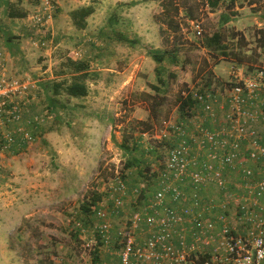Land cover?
I'll list each match as a JSON object with an SVG mask.
<instances>
[{"label":"rangeland","instance_id":"374dc122","mask_svg":"<svg viewBox=\"0 0 264 264\" xmlns=\"http://www.w3.org/2000/svg\"><path fill=\"white\" fill-rule=\"evenodd\" d=\"M49 1L53 15L43 25L27 17L43 8V0H13L15 8L26 16L0 20L6 33L0 32V75H13L31 84L30 102L20 105L19 122L0 124V136L18 125L31 136L23 145L16 143L0 154V264L114 263L118 260L117 233L135 210L142 209L143 202L135 203L127 192L122 207L112 211L109 187L117 176L128 189L147 185L150 176H144L158 167L175 139L162 136L164 122L212 127L223 119L220 98L213 121L197 109L181 117L177 97L183 90L205 85L222 93L232 66L243 72L264 67V38L259 30L264 27V0H218L214 8L190 0L192 7L199 2L200 34L184 11L177 16V33L166 25L160 30L159 0H136L135 5H128L134 0ZM88 5L94 11L85 28L78 29L69 12ZM221 14L230 20L221 23ZM216 30L223 33L228 52L240 51L238 58L202 47L204 34ZM236 31L244 40L232 37ZM119 32L135 40L134 44L120 41ZM5 35L11 36L12 56L4 48ZM148 48L176 50V63L165 60L160 65V76L168 77L166 89L157 80V64ZM66 57L88 60L92 72L87 80L88 94L82 98L60 94L56 107L50 109L42 84L68 76L61 65ZM158 100L161 104L155 105ZM139 120L150 123L152 130L140 134ZM126 136L128 146L140 138L141 159L149 160V170L144 163L140 167L126 165L131 155L139 157V151L131 154L120 147ZM157 136L164 139L159 150L155 147ZM151 149L155 153H150ZM96 193L95 204L88 212L82 211L81 205ZM99 200L110 209L112 237L107 245L95 231L92 210ZM137 237H145L143 225Z\"/></svg>","mask_w":264,"mask_h":264},{"label":"built area","instance_id":"2783aa9c","mask_svg":"<svg viewBox=\"0 0 264 264\" xmlns=\"http://www.w3.org/2000/svg\"><path fill=\"white\" fill-rule=\"evenodd\" d=\"M43 5L29 15L39 25L53 15L51 2ZM199 21H191L197 34ZM226 84L222 93L208 87L181 92L190 96L192 110L213 121L220 98L222 120L212 127L164 122L162 136L175 139L149 184L128 189L117 176L109 187L112 211L122 207L127 192L143 206L117 233V262L105 264H264V67L243 72L232 66ZM29 87L28 80L0 75V124L19 122ZM29 140L18 125L0 136V154ZM163 141L156 137L158 150ZM109 211L102 200L93 207L96 236L104 245L112 237ZM141 225L145 237L139 239Z\"/></svg>","mask_w":264,"mask_h":264},{"label":"trees","instance_id":"16d2710c","mask_svg":"<svg viewBox=\"0 0 264 264\" xmlns=\"http://www.w3.org/2000/svg\"><path fill=\"white\" fill-rule=\"evenodd\" d=\"M162 6L161 16H160V22L162 25H160V30H162L163 25H166V29L177 33L179 31L180 23L178 21V14L180 11H184L185 16L190 20H196L197 19V7L198 3L196 4V7H192L191 4H189L190 0H159ZM202 1L211 8H214L218 4V0H197ZM138 1L134 0L131 1L128 5H135ZM5 5V12L8 17L11 18H22L26 16L25 11H19L17 8H15V5L9 1H4ZM194 8V10H193ZM94 11L93 7L91 5L88 6H80L78 8L72 9L69 12L70 19L72 24L78 28L83 29L86 26V19L87 17L92 14ZM221 23L228 22L230 20V17L227 14H221L220 16ZM111 22V21H110ZM261 36L264 38V27L260 28ZM232 37H237V40H244V36L240 34L239 32H233ZM118 39L122 42L128 43V44H134L135 40L128 39L125 34L119 32ZM11 41V36H4V42L5 45H8ZM201 45L203 48H205L209 52H216L219 53L222 56H229L238 58V55L240 53L237 51L230 50L229 52L226 50L227 46L224 43V36L223 33L219 30H216L210 34H204L201 40ZM148 55L152 58V60L157 64L155 67V71L157 73V80L160 82L163 89H166L168 86V77H161L160 74L163 71V68H161V63L165 60H169L171 62L176 63L178 61L176 56V50H165V49H157V48H148L147 50ZM62 68L67 71L68 76L63 77L60 80L50 81V82H44L42 85L46 89L48 95V107L55 108L57 103L56 96L63 94L67 97L71 98H82L85 97L88 94V85L87 80L92 77V72H90V65L88 60L86 59H72L69 57H66L61 62ZM171 77H174L173 74H171ZM154 87L159 89L157 85H154ZM205 87H208V85H205ZM177 103H178V110L180 113V116H187L189 113L187 111L192 110V103L190 96H183L179 95L177 97ZM162 100L155 101V105H160ZM51 106V107H50ZM186 111V112H185ZM141 127L140 134L150 132L152 130V125L144 120H139L136 122ZM132 138V136H131ZM128 137L126 136L124 140L122 141V144L120 147L124 149L126 152H133L139 151V157L132 156L130 159L127 160L126 165L132 166L137 165L140 167L141 165H145V170H149V160L148 159H141L143 156V152H141L142 148L140 145V138L132 141V145L128 146L126 142H128ZM150 153H155V150H150ZM141 173V170H140ZM151 174L148 173V175H145L144 178L148 179ZM143 174H141L142 176ZM151 179V176H150ZM150 179L146 180L149 184ZM95 199H98L97 193L93 195V197L87 202L83 203L81 205V210L84 212H88L90 210V206L95 202ZM95 204V203H94ZM93 204V205H94ZM93 211V210H92Z\"/></svg>","mask_w":264,"mask_h":264},{"label":"crops","instance_id":"0c3cea01","mask_svg":"<svg viewBox=\"0 0 264 264\" xmlns=\"http://www.w3.org/2000/svg\"><path fill=\"white\" fill-rule=\"evenodd\" d=\"M4 1L12 2L13 0H0V20L3 21L4 18H5V19H8V20H11L12 18H11V17H8V16L6 15ZM27 1H28V0H27ZM28 16H29V15H28ZM28 16H27V17H28ZM16 19H20V18H16ZM5 22H6V21H5ZM7 23H9V21H7ZM0 32H1L2 34H6V33H5V30L3 31L1 24H0ZM1 39H2V38H1ZM3 40H4V39H3ZM11 42H12V40L9 42L8 45H5V43H4V48H6V51L10 54V56H12V53L10 52V47L12 46ZM11 49H12V48H11ZM8 65H10V64H8Z\"/></svg>","mask_w":264,"mask_h":264},{"label":"bare ground","instance_id":"6f19581e","mask_svg":"<svg viewBox=\"0 0 264 264\" xmlns=\"http://www.w3.org/2000/svg\"><path fill=\"white\" fill-rule=\"evenodd\" d=\"M249 70V69H248Z\"/></svg>","mask_w":264,"mask_h":264}]
</instances>
